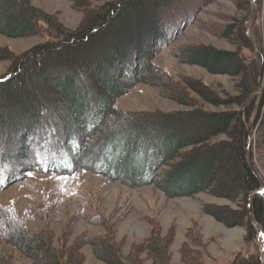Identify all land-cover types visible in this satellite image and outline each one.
Returning <instances> with one entry per match:
<instances>
[{
	"label": "trees",
	"instance_id": "1",
	"mask_svg": "<svg viewBox=\"0 0 264 264\" xmlns=\"http://www.w3.org/2000/svg\"><path fill=\"white\" fill-rule=\"evenodd\" d=\"M68 1L82 13L75 29L31 0H0V35L43 39L21 54L0 49V60L10 62L0 78V192L30 171L67 176L80 169L130 188L153 185L168 199L207 192L240 200V211L210 204L203 211L229 228L245 227L246 243L262 236L264 247V191L249 144L256 128L257 143L264 147V26L247 35L244 23L254 21L252 0L241 2L249 16L238 28L218 31L235 39L238 50L172 49L185 64L237 78L239 95L222 99L201 82L184 79L187 90L214 106L241 109L181 113L124 112L115 104L139 84L185 103L184 90L166 83L167 73L152 60L170 49L171 40L212 0ZM220 136L227 140L214 141ZM89 222L104 233L83 232L69 243L73 220L56 237L47 223L29 230L25 215L0 207L1 239L32 264H84L86 247L104 264H175L173 230L165 236L153 227L146 240L124 253L111 217L96 213ZM180 253L182 264H204L196 227L188 229ZM0 264H12L1 249ZM228 264H264V254L255 246Z\"/></svg>",
	"mask_w": 264,
	"mask_h": 264
},
{
	"label": "rangeland",
	"instance_id": "2",
	"mask_svg": "<svg viewBox=\"0 0 264 264\" xmlns=\"http://www.w3.org/2000/svg\"><path fill=\"white\" fill-rule=\"evenodd\" d=\"M242 1L212 0L207 3L195 15L194 22L183 28L171 40L170 49L160 51L153 58L152 63L167 73L166 83H172L184 90L187 97L185 103L176 101L169 93H166V96L161 94L152 85L139 84L128 94L117 99L116 108L134 113L157 111L181 113L196 109L205 112L239 111L241 108L239 109L238 106H214L183 85L184 79L201 82L224 99L239 95L237 78L213 75L199 66L185 64L173 55L172 49L189 45H209L227 51L238 50L235 39L223 37L218 31L227 25L238 28L240 21L246 15L249 16L248 10L240 5ZM31 3L45 12L57 14L60 22L67 28L75 29L81 22L82 13L74 9L68 0H31ZM251 6L255 11L252 15L254 21L251 22L249 19L244 24L247 35L253 36L254 28L256 30L257 27L264 26V0L258 3L252 0ZM261 36L260 42L264 54L263 33ZM42 41L41 36L8 38L0 35V49H9L14 54H21ZM254 41L256 42V38ZM245 53L250 54L246 50ZM9 66V61L0 60V78ZM263 86L264 81L260 89ZM255 131L256 128L251 134L249 144L254 169L262 181L263 188L260 190L262 192L264 191V147L257 143ZM223 140H227V137L220 136L214 139V141ZM19 178L0 192V207L9 206L20 215H25L29 230L39 231L47 223L56 237L62 233L66 223L73 220L75 223L72 226L69 243L83 232L93 235L103 234L102 227L91 225L89 222L92 216L101 213L103 217H111L115 222L116 240L122 244L124 253L128 252L131 245L146 240L153 227H159L161 235L165 236L173 230L171 252L172 262L175 264H182L180 248L186 241V233L190 227H196V231L201 235L204 264H228L239 251L252 252L255 246L260 252L263 249L262 236L254 244L246 243L245 227L229 228L203 211V206L206 204L240 211V200L219 198L207 192L192 198L168 199L153 185L130 188L105 176L82 169L67 176L30 171L23 177L20 175ZM0 249L11 257L12 264H32L18 250L7 245L1 237ZM83 253L84 264H104L94 257L90 248H84Z\"/></svg>",
	"mask_w": 264,
	"mask_h": 264
},
{
	"label": "snow or ice",
	"instance_id": "3",
	"mask_svg": "<svg viewBox=\"0 0 264 264\" xmlns=\"http://www.w3.org/2000/svg\"><path fill=\"white\" fill-rule=\"evenodd\" d=\"M30 174V173H29Z\"/></svg>",
	"mask_w": 264,
	"mask_h": 264
}]
</instances>
